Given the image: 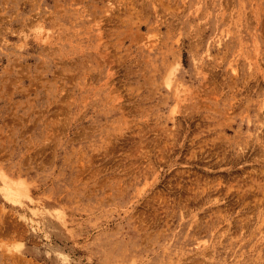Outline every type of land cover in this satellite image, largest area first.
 <instances>
[{
  "label": "rangeland",
  "instance_id": "374dc122",
  "mask_svg": "<svg viewBox=\"0 0 264 264\" xmlns=\"http://www.w3.org/2000/svg\"><path fill=\"white\" fill-rule=\"evenodd\" d=\"M0 264H264V0H0Z\"/></svg>",
  "mask_w": 264,
  "mask_h": 264
},
{
  "label": "bare ground",
  "instance_id": "6f19581e",
  "mask_svg": "<svg viewBox=\"0 0 264 264\" xmlns=\"http://www.w3.org/2000/svg\"><path fill=\"white\" fill-rule=\"evenodd\" d=\"M9 197V196H8Z\"/></svg>",
  "mask_w": 264,
  "mask_h": 264
}]
</instances>
